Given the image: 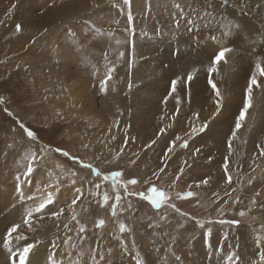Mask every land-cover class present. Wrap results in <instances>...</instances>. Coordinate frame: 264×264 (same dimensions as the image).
I'll use <instances>...</instances> for the list:
<instances>
[{
    "label": "rangeland",
    "instance_id": "rangeland-1",
    "mask_svg": "<svg viewBox=\"0 0 264 264\" xmlns=\"http://www.w3.org/2000/svg\"><path fill=\"white\" fill-rule=\"evenodd\" d=\"M26 22L34 34L22 33ZM185 46L202 63L169 67L159 55L170 50L175 62ZM221 47L233 51L211 75L222 96L217 112L207 69ZM257 61L264 65V0H1L0 264H19L3 245L14 223L26 241L11 250L34 244L25 264H50L49 256L55 264H264V244L256 243L264 240V157L257 147H264V88H253L228 151ZM109 68L114 71L102 92ZM128 119L136 134L130 140ZM29 161L33 172L25 176ZM93 167L124 172L121 181L136 179V198L121 185L110 192ZM152 187L174 201V210L151 207L145 216L133 210ZM188 191L200 201L191 215L177 211L188 203L190 197L182 198ZM49 194L53 202L33 215L29 231L24 215ZM105 194L110 213L108 204L96 208Z\"/></svg>",
    "mask_w": 264,
    "mask_h": 264
},
{
    "label": "snow or ice",
    "instance_id": "snow-or-ice-1",
    "mask_svg": "<svg viewBox=\"0 0 264 264\" xmlns=\"http://www.w3.org/2000/svg\"><path fill=\"white\" fill-rule=\"evenodd\" d=\"M227 2V0H225V3ZM123 3L125 5H128L130 3V0H123ZM177 7H179V5H177ZM129 20H131V17H129ZM188 24H193L194 22L192 20H188L187 21ZM16 30L19 32L21 30V26L17 25L16 26ZM191 30V29H189ZM229 33L225 32L224 35L227 36ZM213 40H216L217 38L215 36L212 37ZM231 51H233V49L229 48V47H221V49L211 58L210 61V67H208L207 71L209 73V80L208 83L211 85L213 91L215 92V95L217 97L216 99V106H217V112L220 111L221 109V101H222V96L221 93L219 91V89L217 88L216 84L213 82V80L211 79V75L215 72H217V66L220 62L224 61L227 62L225 60V56L226 54L230 53ZM123 55V54H121ZM114 71L113 68H109L108 69V74L105 76V78L103 80L100 81L101 83V91H106V83L108 80L111 79V73ZM259 77H264V65H262L259 61H257V63L255 64V69L252 72L251 76L248 79L247 82V88L245 89V95H244V102H243V107L239 110V114L235 117V127L232 129V133L231 136L228 138L229 140V154H231L232 148H231V143L233 138L236 137L237 135V131L242 127V122L244 121L245 117H246V113L248 112V109L251 107V103H252V91L253 88H264V84L258 83V78ZM187 79L190 81L191 79H193V74L189 73ZM177 81L173 80L172 81V90H175V86H176ZM171 95V93H169ZM165 100H167V97H165ZM198 115V114H197ZM22 128H24L25 126L23 124L20 125ZM207 126V122H205V125L201 126L199 131L203 132L204 128ZM26 134L29 138L31 139H35V134L31 131L25 128ZM165 131L164 128L160 129V132L163 133ZM193 131H196L195 128H193ZM177 140H180V137L178 136L176 138ZM155 140H153L151 142V144H154ZM175 142H172V144H174ZM151 144L148 145V147H151ZM181 147H187L186 142H182L180 144ZM260 147V156L264 157V147L261 146H257ZM57 151H62L60 149H57ZM172 151V147L170 145V147L168 148V150L166 151L165 155H167L169 152ZM196 151H199V149H197ZM65 156L68 155L67 152L63 153ZM33 159H35V155L33 156ZM73 159H75V157H73ZM227 160V157L225 158ZM131 163H135V161H131ZM225 169H226V173H227V165H225ZM164 169L161 168L160 172H163ZM182 171V169H181ZM33 172V165H32V161H29L28 166H27V171L24 173L25 176L30 175ZM97 175H99V173H97ZM154 175H156L154 173ZM122 173L120 171H115L112 173L111 175V179L115 182L118 183V181L116 180V178L121 177ZM106 179L108 177H105ZM180 177L177 176V180ZM228 182L231 183V176L229 175L228 177ZM138 183V181L136 179H127L124 181V190L125 193L127 195H137V193L134 192H130L128 191V185H136ZM201 183L207 184L208 181L204 180ZM97 188H99V185H96ZM19 191V188L17 189ZM149 191L151 192V195L146 197L147 200H149L151 202V205L153 207H161L162 205H165L168 203V197L166 196V194L163 191L158 190L155 187H152L149 189ZM76 192L79 193L80 189H76ZM179 195V194H178ZM193 195H195L194 192L192 191H188L184 194V196L182 198H189L192 197ZM80 195H77L73 200H72V205H75L77 203L78 200H80ZM104 202L107 203L109 200V197L107 194L104 195L103 197ZM115 200L117 202H119L121 200V196L120 195H116ZM53 202L51 195L49 194L48 197L46 199L43 200V202L39 203L38 206L34 207V208H29L26 212V215H24L23 219H22V224L26 225L28 227L29 231H34L33 228V215L36 213H41L42 210H44L46 208L47 205L51 204ZM71 207V205L69 206ZM113 207H115V205H113ZM171 207L175 208V205H171ZM178 211V209H177ZM63 214V209H61L59 212H53L52 216L53 217H59L60 215ZM244 213H241V215H243ZM73 220L76 219L75 216L72 217ZM220 223H224V221H220ZM230 223H238V221H232ZM104 225V220H99L97 223V227H102ZM65 227H68L67 224L64 225ZM21 227V224H13L11 227H9L6 230V233L3 236V245L5 248H8L11 256L15 257L18 256L19 258V264H25V261L28 259L29 253L31 251H33L34 249V244L33 243H26L24 247H22L21 249H18L17 251H12L10 244H11V240L13 237L14 233H18V229ZM120 231L123 233L125 232L126 226L124 224H120L119 226ZM16 240H24L26 241V237L23 235V233H18L15 236ZM257 245H261L264 244V240H261L259 237L256 240ZM49 262L50 264H55V262L52 260V257L49 256ZM101 259H103V257H101ZM179 259V258H177ZM227 259L229 261L233 260V257L229 256L227 257ZM236 259L238 260L239 257L237 256ZM259 259L261 262H264V253L259 255ZM137 264H141V262L139 260H137Z\"/></svg>",
    "mask_w": 264,
    "mask_h": 264
},
{
    "label": "trees",
    "instance_id": "trees-1",
    "mask_svg": "<svg viewBox=\"0 0 264 264\" xmlns=\"http://www.w3.org/2000/svg\"><path fill=\"white\" fill-rule=\"evenodd\" d=\"M93 168H95V167H93ZM95 173L97 174V173H99V175H98V177L103 181V182H105L107 185H109V188H110V192H113V193H116L117 191H118V189H119V186L121 185V189H123L124 190V181L125 180H127V179H134V178H128V177H126V178H124L123 177V179H122V181H121V177L123 176H121V177H118V178H116V180L118 181V183L117 182H115V181H113L112 179H111V175H112V173L113 172H115V171H118L117 169H112L111 171H101V170H98V168H95ZM123 174H124V172H122ZM105 177H108L107 179L105 178ZM135 189H136V187H134V185H128V191H130V192H134L135 193ZM125 191V190H124ZM161 191V190H160ZM127 196H132V197H134V198H136V196L135 195H127ZM108 197H109V195H108ZM168 197V196H167ZM138 200L137 201H139L138 202V205H137V207H133V210H136V212H138L140 215H143V216H145L146 214H147V209H149L150 210V208L152 207V208H157V207H153L152 205H151V202L149 201V200H147L146 199V197H143V195L142 194H140V198H137ZM140 199V200H139ZM110 201V198H109V200H108V202ZM108 202L107 203H105L104 202V199H102L100 202H98L97 204H96V208L99 210H105L106 208H107V204H108ZM186 202H188L187 204H185V207L184 208H178V211H180L181 213H183V214H188V215H191V214H193L194 212H196L197 211V209H198V207L200 206V201L199 200H197V199H195V198H189V200H187ZM185 202V203H186ZM135 204V203H134ZM171 205H174V201L173 200H171L170 199V201H168V203L167 204H165V205H162L161 207H159L160 209H162V208H164L165 210L167 209V210H169V209H172L173 207H171ZM173 210H174V208H173ZM108 211H109V204H108ZM109 213H110V211H109ZM135 214H137V213H135ZM138 215V214H137ZM140 215H138V216H140ZM222 216H227V215H222ZM222 216H220L219 218H218V220H221V219H223L224 217H222Z\"/></svg>",
    "mask_w": 264,
    "mask_h": 264
},
{
    "label": "bare ground",
    "instance_id": "bare-ground-1",
    "mask_svg": "<svg viewBox=\"0 0 264 264\" xmlns=\"http://www.w3.org/2000/svg\"><path fill=\"white\" fill-rule=\"evenodd\" d=\"M1 1V0H0ZM28 1V0H27ZM31 1V0H30ZM6 2V1H5ZM2 3H4V0H2ZM8 5V4H7ZM20 5H22V4H20ZM22 7H24V6H22ZM11 11V10H10ZM11 15H12V12H11ZM11 17V16H10ZM37 30H36V28L35 27H31L29 24H28V22H26L25 24H23L22 25V33H29V34H34L35 32H36ZM183 49L184 50H180L177 54H176V57H175V62H170V60L172 61V58L170 59V56H171V52H170V50H165V51H163V50H160V57L161 58H163V59H165L166 57L168 58V60H169V63L168 62H166V63H168V65H169V67H173V66H175V65H177L178 64V62H188L187 63V65L188 66H190V64H191V62H189V61H199V62H201L202 63V61L201 60H196V59H192L191 57L193 56V54H191L192 52H189L188 50H187V47L185 46V47H183ZM202 58V57H201ZM199 59H200V57H199ZM32 61V60H31ZM29 62V61H28ZM194 64H196V63H193L192 65H194ZM45 65V64H44ZM43 65V66H44ZM191 65V66H192ZM203 65V64H202ZM28 69L30 70V67H28ZM178 69V73H181V69L180 68H177ZM47 72V71H46ZM39 74H42V72H40ZM54 76V75H53ZM59 76V75H58ZM128 76V75H127ZM42 78V77H41ZM200 78V77H199ZM52 79H53V77H52ZM57 79V78H56ZM129 79V78H128ZM187 79V78H186ZM35 80V79H34ZM61 80V79H60ZM195 81V80H194ZM120 82V81H119ZM123 83H124V81H122ZM129 82V81H128ZM37 83V81L35 82V84ZM42 83V82H41ZM47 83V82H46ZM117 83V82H116ZM181 83V82H180ZM179 83V84H180ZM44 84H45V82H44ZM122 84V83H121ZM129 84V83H128ZM40 85V84H39ZM58 85L61 87L62 86V82L61 81H59V83H58ZM36 86V85H35ZM44 87H46V86H44ZM37 88V87H36ZM116 88V87H115ZM39 89V88H38ZM59 89H61V88H59ZM58 89V90H59ZM43 91V90H42ZM130 102H132V101H130ZM89 103V102H88ZM148 103H149V101H148ZM150 105H152V103H149V105H147V107H149ZM169 105V104H168ZM163 107V106H162ZM149 109V108H148ZM181 109H184V108H181ZM163 111V110H162ZM176 111V110H175ZM177 111H179L178 109H177ZM176 111V112H177ZM190 112V111H189ZM180 113H184L183 112V110L180 112ZM174 114L175 115H178V116H180L181 114H178V113H175L174 112ZM189 114V113H188ZM189 117V116H188ZM129 120V119H128ZM161 120V119H160ZM195 121V120H194ZM127 123V127H126V129H127V132H126V140H130V137L132 138H134V136H136V134H134L135 133V131L132 129V125H131V121L129 120V121H127L126 122ZM192 123V122H191ZM150 125L152 124V123H149ZM129 125H131V126H129ZM153 125V124H152ZM152 127H154V126H152ZM151 127V128H152ZM156 130H157V128L155 129V127L154 128H152V132H156ZM187 131H189V130H187ZM187 131H185V134H187ZM184 133V132H183ZM189 135V134H188ZM216 141H218V140H216ZM118 142V141H117ZM157 143V142H156ZM158 144V143H157ZM215 148V147H214ZM213 148V149H214ZM214 150H212V148H209V155L213 152ZM150 153L151 152H154V151H149ZM147 156H149V154L147 155V153H146V156H144L145 157V163H147L148 164V161H149V159H148V157ZM181 160V159H180ZM48 164V163H47ZM150 165V164H149ZM148 165V166H149ZM163 165V164H162ZM179 165H180V163H179ZM179 167H181V166H179ZM1 168V167H0ZM16 168V167H15ZM14 168V169H15ZM190 173V172H189ZM176 178V177H175ZM179 180V179H178ZM171 184V183H170ZM0 185L2 186V190H4V186H5V184H2V183H0ZM0 189V190H1ZM1 190V193L3 192ZM12 192V191H11ZM4 193V192H3ZM3 195V194H2ZM1 196H0V206H1ZM3 206V205H2ZM2 208V207H1ZM3 214V213H2ZM3 216H4V214H3ZM6 216V215H5ZM3 219V218H2ZM9 220V219H8ZM0 221H1V219H0ZM4 221V220H3ZM13 221V220H12ZM11 221V222H12ZM16 222V221H15ZM13 223V222H12ZM1 224V223H0ZM15 224V223H14ZM7 225V224H6ZM1 226H2V224H1ZM0 226V227H1ZM10 226V225H9ZM3 227V226H2ZM4 228V227H3ZM1 231H3L2 229H0ZM0 231V232H1ZM20 232V231H19ZM2 233V232H1ZM6 233V232H5ZM15 236H16V234H13V237H12V240H11V248H19L20 246H19V242L15 239ZM1 237V236H0ZM2 239V238H1ZM59 255H62V253H58Z\"/></svg>",
    "mask_w": 264,
    "mask_h": 264
}]
</instances>
